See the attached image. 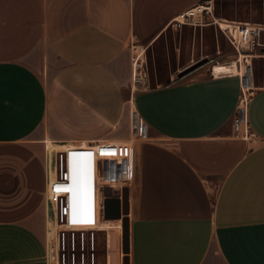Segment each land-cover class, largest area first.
<instances>
[{
    "label": "crops",
    "instance_id": "0c3cea01",
    "mask_svg": "<svg viewBox=\"0 0 264 264\" xmlns=\"http://www.w3.org/2000/svg\"><path fill=\"white\" fill-rule=\"evenodd\" d=\"M205 1L0 0V264H48L52 143L126 141L135 112L145 130L133 140V178L100 192L101 219L122 221L125 264H264V145L237 138L232 125L244 68L194 66L196 33L208 26L172 25ZM169 32L172 48L160 49ZM133 41L145 48L135 85ZM156 50L176 68L151 85L147 54ZM250 90L247 123L264 140V84ZM109 229L97 231L108 252Z\"/></svg>",
    "mask_w": 264,
    "mask_h": 264
},
{
    "label": "built area",
    "instance_id": "2783aa9c",
    "mask_svg": "<svg viewBox=\"0 0 264 264\" xmlns=\"http://www.w3.org/2000/svg\"><path fill=\"white\" fill-rule=\"evenodd\" d=\"M210 1L194 6L174 18L172 25L181 27L189 25L218 26L237 54L246 58L262 50L261 35L264 26L260 23L229 21L212 15ZM206 14L212 15L209 22L204 21ZM132 84H138L145 67V48L133 41L131 43ZM257 56V55H256ZM244 68H247L246 61ZM136 74V75H135ZM244 83L250 84L252 73H244ZM242 95L233 115L234 136L250 142L254 146L264 145V140L256 137L247 123V95L243 88ZM246 89V88H245ZM132 118V117H131ZM145 125L135 112L132 118L130 139L126 141H102L94 145H69L56 151L54 176L47 169V183L44 201L47 206L45 214L44 242L47 250L48 264H98L96 257L95 233L101 228V212L104 208L101 186L130 182L133 178V139L142 136ZM83 157L85 167L83 177L86 186L88 205L79 214L70 213L68 195L70 190V163L73 157ZM102 165V166H101ZM106 171L102 176L101 167ZM49 208V209H48ZM52 212V214H50ZM107 247V246H106ZM108 260L105 259V264Z\"/></svg>",
    "mask_w": 264,
    "mask_h": 264
},
{
    "label": "rangeland",
    "instance_id": "374dc122",
    "mask_svg": "<svg viewBox=\"0 0 264 264\" xmlns=\"http://www.w3.org/2000/svg\"><path fill=\"white\" fill-rule=\"evenodd\" d=\"M210 7L212 10V15L215 17H222L229 21H241V22H251V23H260L264 26V0H209ZM212 15L206 14L204 16V21L209 22L212 19ZM204 26V25H203ZM204 27V32L197 31L196 33V47H197V57H201L199 61L194 63V66L206 65L207 71L214 73V68L219 65H230L235 61V68L238 67L237 64L239 62V57L237 52L234 48H232L225 39L222 32L219 30L218 26H209ZM192 31L187 33V37L191 38ZM203 36V40H202ZM165 41L163 40L160 45V49L172 48L173 45V38L171 32L167 34L165 37ZM172 38V39H171ZM261 42L264 45V32L261 35ZM264 48V47H263ZM162 51V50H161ZM147 53V52H146ZM255 54L250 58H244L246 61L247 66L249 67L248 73H252L251 82L246 87V95L247 98L249 97V92L251 91L250 88L253 85H261L264 84V80L260 79L261 70L264 69V51L257 49ZM167 56V57H166ZM147 74L148 77L150 76L151 85H156L160 83H164L168 77L167 72L169 69L172 71L176 68L175 61L172 58L171 54H165V56L161 55V52L156 50L153 54V51H148L147 54ZM241 67V65H240ZM234 70V69H233ZM239 70V69H237ZM241 71V70H240ZM246 72V69L244 68ZM215 74V73H214ZM128 121L124 122L123 124L128 128V139H130V130H131V123L132 118L131 115L128 116ZM118 132L122 134H127V130L121 127L118 129ZM117 132V133H118ZM118 133V134H120ZM136 139V138H134ZM133 139V140H134ZM53 154L49 153V161L55 162L56 159V144H53ZM64 148V147H63ZM62 148V149H63ZM117 192L116 188L105 189L103 194H115ZM52 214V212H50ZM121 223V224H120ZM121 225V228H120ZM109 229V244H111L110 252L108 250H104L106 247V239L104 241L105 244L102 246L101 241V233L96 232V257L97 262L98 260H102V264H105V259L107 258V264H125V256H126V249L124 245V228L122 221L121 222H104L101 229L105 228ZM101 241V242H100ZM103 247V250H102ZM101 257L99 256L100 252ZM110 253V255H109ZM99 264V263H98Z\"/></svg>",
    "mask_w": 264,
    "mask_h": 264
},
{
    "label": "clouds",
    "instance_id": "9594fccd",
    "mask_svg": "<svg viewBox=\"0 0 264 264\" xmlns=\"http://www.w3.org/2000/svg\"><path fill=\"white\" fill-rule=\"evenodd\" d=\"M84 167H85L84 158L78 161L71 160L70 163L71 184H70V192H69V207L72 211H76L80 204L87 202L86 186L83 177Z\"/></svg>",
    "mask_w": 264,
    "mask_h": 264
},
{
    "label": "bare ground",
    "instance_id": "6f19581e",
    "mask_svg": "<svg viewBox=\"0 0 264 264\" xmlns=\"http://www.w3.org/2000/svg\"><path fill=\"white\" fill-rule=\"evenodd\" d=\"M239 54H242V53H239ZM238 54V55H239ZM244 55V54H243ZM245 56V55H244ZM245 57H247V56H245ZM235 61H233V63L232 64H230V65H224L223 67H224V69L226 70V71H224V72H222V73H224V74H231L232 73V71H233V69L234 70H237V69H239V72H241L240 70H243V68H244V64H243V60H242V58L240 59V64H237V66L238 67H236L235 68ZM240 65H241V67H240ZM221 65H219V66H216V68H214V73L217 75H219V74H222V73H219V72H217L220 68ZM250 69H249V67L247 66V68H246V71L248 72ZM136 75V74H135ZM243 79H245V75H244V77H243ZM247 84V86L246 87H248V83H246ZM245 89V88H244ZM65 148V147H64ZM83 159V157H78V156H76V157H73L71 160H73V161H78V160H82ZM45 163H46V166H47V169L49 170V172H50V174H51V176L53 177L54 176V160L51 162V161H49V160H47V158H46V161H45ZM69 179H70V177H69ZM70 184H71V180H70ZM69 192H70V190H69ZM68 203H69V195H68ZM73 205H74V203H73ZM87 205H88V202H85V203H82V204H80L79 206H78V209L76 210V211H72L71 209H70V213L71 214H73V215H76V214H79V213H82L85 209H86V207H87ZM80 211V212H79ZM77 212H79V213H77ZM76 213V214H75ZM107 222V220H101V226H100V228H102V225H103V222ZM120 228H121V225H120Z\"/></svg>",
    "mask_w": 264,
    "mask_h": 264
},
{
    "label": "water",
    "instance_id": "95a60500",
    "mask_svg": "<svg viewBox=\"0 0 264 264\" xmlns=\"http://www.w3.org/2000/svg\"><path fill=\"white\" fill-rule=\"evenodd\" d=\"M124 193H126V190H124ZM124 245L126 246L125 242H124Z\"/></svg>",
    "mask_w": 264,
    "mask_h": 264
}]
</instances>
